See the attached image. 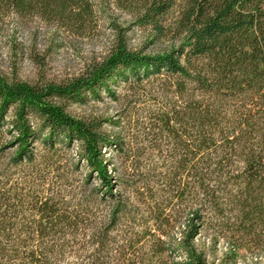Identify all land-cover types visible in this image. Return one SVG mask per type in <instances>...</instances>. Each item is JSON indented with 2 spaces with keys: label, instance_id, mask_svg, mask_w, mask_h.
I'll list each match as a JSON object with an SVG mask.
<instances>
[{
  "label": "trees",
  "instance_id": "16d2710c",
  "mask_svg": "<svg viewBox=\"0 0 264 264\" xmlns=\"http://www.w3.org/2000/svg\"><path fill=\"white\" fill-rule=\"evenodd\" d=\"M116 13L127 24L111 20L107 51L80 74L35 83L0 75V142L5 132L15 135L11 164H33L38 145L54 151L78 144L90 171L98 173L101 187L94 192L111 204L105 224L88 236L86 214L51 197L23 198L0 182V264H63L81 234L93 247L82 264H111L113 233L136 220L132 201L145 192L130 190L123 173L112 179L103 164L105 149L125 152L123 140L103 131L104 120L75 117L67 106L103 93L117 101L113 87L155 80L168 100L155 129L173 145L162 171L172 199L165 207L149 206L153 228L124 238L123 253L133 264H165L172 255L183 257L173 264H237L234 243L219 257L197 241L208 206L254 244L263 238L264 0H0V21L37 20L54 33L81 37L95 32L102 16ZM135 29L146 34L140 48L131 45ZM179 212L185 222L175 237L164 226ZM217 245L215 239L214 250Z\"/></svg>",
  "mask_w": 264,
  "mask_h": 264
},
{
  "label": "rangeland",
  "instance_id": "374dc122",
  "mask_svg": "<svg viewBox=\"0 0 264 264\" xmlns=\"http://www.w3.org/2000/svg\"><path fill=\"white\" fill-rule=\"evenodd\" d=\"M112 19L122 24L128 22V18L120 13L113 17L102 16L95 32L81 37L54 33L53 28L37 20L21 22L13 17L6 18L0 21V75L30 83L39 79L62 82L76 76L88 63L100 59L107 51L113 38L110 29ZM145 35L143 30L135 29L130 34L131 45L134 48L144 46ZM159 83L155 80L141 86L122 84L112 88L119 98L117 101L103 93L99 100L91 99L87 104L67 106L68 112L75 117L104 120L103 131L109 135H118L123 140L125 152L105 149L103 155L108 163L103 164L107 165L108 175L112 179L123 173V180L130 183V190L139 188L145 192L143 196H138L139 199L132 201L133 207L137 208L134 209L136 220L126 221L113 233L115 241L109 253L111 264H133L128 262L131 255L125 256L123 253L121 244L124 238H130L134 235L132 233L140 237L145 235L147 230L153 228L149 206L157 202L165 207L172 199L162 171L171 162L169 157L173 145L164 133L155 129V116L168 102L160 95L163 88ZM14 141L15 135L5 132L0 142V147L5 146L0 159L2 184H6L7 188L12 187L14 193L23 198L51 197L70 212L86 214L82 217L85 220L82 225L88 228V236L105 224L111 204L108 200H101L108 198L103 192L100 195L94 192L101 187V182L98 173L91 172L86 160L81 157L78 144L74 143L68 148L58 147L54 151L38 145V156L33 164L15 167L10 162L16 150L15 145L11 144ZM147 187L151 192L147 191ZM117 190L113 189L114 192ZM174 202L178 206L177 201ZM209 207L197 244L207 254L216 251L220 257L234 243L238 255L237 264H264V232L261 243L254 244L256 242L249 241V237L234 230L231 221L229 225L227 220L216 215ZM29 214L30 211H27L24 218L29 217ZM176 214L178 217L171 219V225L164 226L175 237L180 236V228L185 222L183 212ZM74 239L63 264H82L93 251L88 237L84 238L81 234ZM215 239L218 240L216 250L213 249ZM144 253L148 254L146 250ZM182 258L166 256L165 264H173Z\"/></svg>",
  "mask_w": 264,
  "mask_h": 264
}]
</instances>
